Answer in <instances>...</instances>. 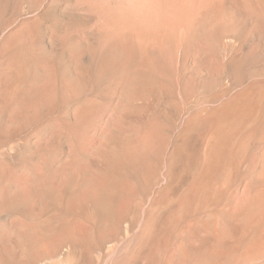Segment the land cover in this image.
Here are the masks:
<instances>
[{"label":"rangeland","instance_id":"rangeland-1","mask_svg":"<svg viewBox=\"0 0 264 264\" xmlns=\"http://www.w3.org/2000/svg\"><path fill=\"white\" fill-rule=\"evenodd\" d=\"M35 16L41 24L28 22ZM11 32L13 40L2 45L3 38ZM44 34L47 35L45 38ZM52 34L58 42L54 44L56 46L52 45L57 49L54 63L56 61L55 65H59V72H63L65 77L60 76L63 80L53 85V91L39 90L36 94L38 106L31 113L36 114L33 126L41 127L42 138L47 134L45 130L61 132L60 150L56 156L61 155L62 158L77 143L83 142L82 145L86 146L89 141L98 140L111 109L120 102V92L131 76L140 75L151 84V104L140 122H144V129L135 132L128 144L129 150L133 151L132 147L144 142V134L152 131V153H134L133 164H128L130 167L122 172L131 180L122 188L123 195L110 212L113 221L104 216L108 224L103 217L106 223L103 226L102 216L79 215V230L74 229L76 234L72 235L80 239H75L76 247L79 243L81 248L76 249V258L84 264H121L124 260L127 262L122 264H142L147 259L149 264H169L172 258L175 263L173 239L182 235L188 218L178 226H172L170 220L175 202L185 194L189 183H184L175 195L163 197L154 206L153 196L158 195L163 183L166 162L174 142L210 121L219 128L226 127L225 122L220 121L219 125L217 122L221 107L246 86L252 85L251 89L264 104V0H0V65L10 57L24 59L27 63L24 78L27 81L24 80L27 83L33 77L30 68L36 61H47L40 49L43 44H50L48 40ZM72 52L76 56L70 55ZM74 58L80 60L76 62ZM73 61L80 70H75ZM81 69L85 71L81 72ZM81 73H86V76ZM98 73H102L99 79ZM66 77L78 87L81 85L82 89H75V85L74 90L71 86L64 87ZM115 79L120 83L116 87L113 85ZM47 92H51L50 95ZM50 96L55 97L53 103L48 101ZM260 113L256 119H262L259 122L263 125L264 114ZM209 138H204L203 142L199 139L194 145L195 150H200L203 164L209 151ZM75 140L76 143H72ZM262 142L257 138L251 139L244 153L227 166V170L220 171L217 180L211 181L210 186L214 189L205 199L204 213L224 214L230 209L241 193L242 175L253 170L256 147L264 146ZM2 144L0 142V147ZM42 154L46 160L45 166L40 167L54 173L51 151L46 150ZM38 164L26 157L20 165H14L16 175L36 171ZM0 172V177L8 178V168L3 162L0 163ZM2 212L1 227L5 223L7 226L6 216L10 217V212ZM117 215L118 218L115 217ZM192 219L191 216L188 221ZM153 224L162 231L155 232L157 236L146 232L147 227ZM163 228L164 233L171 237L170 242L162 247ZM50 249L52 252L47 263L69 264L55 253L58 251L55 247ZM84 253L85 257L82 256ZM166 258L171 261L168 259V263ZM76 260L74 264H79Z\"/></svg>","mask_w":264,"mask_h":264},{"label":"bare ground","instance_id":"bare-ground-1","mask_svg":"<svg viewBox=\"0 0 264 264\" xmlns=\"http://www.w3.org/2000/svg\"><path fill=\"white\" fill-rule=\"evenodd\" d=\"M28 22L34 25L41 24L38 16ZM12 34L11 32L6 35L1 44L7 45L8 41L13 40ZM45 36L47 35L44 34V38ZM54 37L55 34L48 40L50 41L49 45L43 44L42 48H39L40 53L45 54L47 61H36L34 65L32 64L30 74L33 77L29 83L24 78L27 64L24 59L15 60L10 57L3 60L0 65V142H3L0 148L6 145V148L0 150V161L8 168V178L0 177V211H3L2 213L10 212H6L10 216H6L7 226H5L6 223L3 227L0 226V264H50L47 263V258L52 252L51 247L60 250V253L58 251L55 253L60 254L62 260L69 264H74L76 259L77 262L76 249L81 248L79 243L76 247L75 239H80L74 238L72 235L76 234L74 229L78 228L79 215L82 213L89 217L102 216V218L106 216L111 220L110 216L111 218L113 216L110 215V212L121 199L122 188L126 184L128 185V181L131 180H128V176L125 177L124 171L130 167L128 164H133L134 153L137 155L151 154L153 150V146L150 144L152 131L149 130L144 134V142L135 147L131 146L133 151L129 150L128 142L132 140L130 138L135 132L144 129V122H140L142 118H145L151 104L149 100L151 84L142 76L133 75L120 92V102L111 109L108 118L106 117V127L99 135L98 140L89 141L86 146L82 145L83 142L80 145L77 143L79 146L76 144L69 148L62 158H60L61 155L60 157L56 156L57 150H60L58 148L60 147L61 132L45 130L44 133L47 134L42 138L40 136V134L43 135L41 127L33 126L36 114L31 113L32 109H36L38 106L39 99L36 94L39 90L42 92L51 91L53 85L63 80L60 76L65 77L63 72H59V65H57L58 67L55 65L56 61L54 63V52L57 50L54 48L56 46L54 44L58 43ZM52 45L54 46L52 47ZM72 48L74 47H68L71 50ZM70 55L74 56L75 53L72 52ZM76 58H74L75 61ZM38 59H34V61ZM41 59H43L42 56ZM79 60L77 59L76 62ZM73 63L75 62L73 61ZM75 64V70H80V66ZM82 71L85 69H81ZM100 77H102V73H98V79ZM68 78L64 79L65 85L63 86H71L74 90L75 84L72 79ZM119 84L118 79H115L113 85L116 87ZM75 86L77 90L78 88L82 89L81 85L78 87L76 84ZM251 87L252 85L246 86L229 98L221 107L217 122L218 125L220 121L225 122L226 127L219 128L210 121L198 130H191L192 132L181 137L178 141L175 140L176 142L170 148L163 183L159 187L158 195L153 196V206L158 204L163 197L175 195L184 183H189L185 194L175 202L173 213L170 214V221L172 226H178V223L184 221L183 219H190L191 216L193 219L185 220L187 224L183 231L181 226L183 223H181L182 235L173 239L176 253L175 263L172 262L173 258L172 261L170 260L172 255L168 258L171 262L167 258L165 259L168 263L264 264V146L256 143L259 146H255L257 157L255 156L253 170L242 175L241 193L236 200L233 198L234 203H231V207L227 206L230 209L224 214L202 211L206 205L205 199L214 189L210 186L211 181L217 180L220 177L219 172L225 170L239 155L244 153L251 139L257 138V140L264 141V124L259 122L262 121L260 119L262 117H259V121L257 120L258 113L264 114V104H261L263 102ZM50 93L47 92L49 95ZM49 95L46 97L48 98ZM49 99L48 101L52 100L53 103L55 97L50 96ZM66 137L68 138V136ZM66 137L64 139H67ZM208 137H210L209 151L206 163L203 164L200 150H195L194 145L199 139L200 142H203L204 138ZM258 142L260 143V141ZM72 143H76V140ZM46 150H50L53 155L54 173H49L40 167L45 166L46 159L42 153ZM26 157L39 163L38 171L17 176L14 165H20ZM122 172L124 173L122 174ZM115 217L118 218V215ZM112 219L114 220V217ZM106 222L108 224V221ZM103 226H106V223ZM157 227L155 228L153 224L151 227H147L146 232L148 234L162 232L158 231ZM78 235L76 236L78 237ZM81 237L82 235L79 236V238ZM91 237L94 236L91 235ZM169 237H171L169 233L162 234L161 239L159 237L162 247L170 242ZM82 239L84 240V238ZM139 246L141 247V245ZM164 249L165 247L162 250ZM82 256L85 257V253ZM83 262L78 261L79 264H84ZM142 264H149L148 259Z\"/></svg>","mask_w":264,"mask_h":264}]
</instances>
